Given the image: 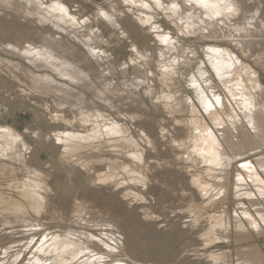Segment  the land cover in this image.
<instances>
[{
	"label": "bare ground",
	"instance_id": "6f19581e",
	"mask_svg": "<svg viewBox=\"0 0 264 264\" xmlns=\"http://www.w3.org/2000/svg\"><path fill=\"white\" fill-rule=\"evenodd\" d=\"M263 1L119 0L92 20L0 0V93L47 123L30 145L0 121V264H264ZM117 27L136 29L119 69L103 38ZM58 172L85 187L56 189ZM233 228L235 256L195 253Z\"/></svg>",
	"mask_w": 264,
	"mask_h": 264
},
{
	"label": "rangeland",
	"instance_id": "374dc122",
	"mask_svg": "<svg viewBox=\"0 0 264 264\" xmlns=\"http://www.w3.org/2000/svg\"><path fill=\"white\" fill-rule=\"evenodd\" d=\"M68 1H69V5L71 6V10L73 13H76L79 17L90 18L93 20V18L96 17L97 14L100 12L101 8H103L105 10H110V5L113 2H116L119 0H89V1H86V0H68ZM263 4H264V1H263ZM120 7L122 10H125V11H127V9H128V7L124 4L121 5ZM92 15H93V17H92ZM161 15L162 14H160V13L158 14L159 19H162L163 15L162 16ZM103 21H104V19L102 17V18L94 21V23L96 25H102ZM25 26L29 29H32V30H35L37 27V25L31 24V23H25ZM117 28L115 31V36L114 35L112 36L111 32L104 29L105 31H103V33H104L103 38H104L105 43H107V44H105V45H107L106 47L104 45V49H106V51H108V53H110V57L112 58L113 62L115 63L116 68L119 69L120 67L123 66L124 63H128V62L130 63L131 60L136 57V53L132 48L133 45L131 43V39L128 38V35H131V36L136 35L135 31H134L136 29L127 28L129 34H128V32L125 34H122L121 30H119L120 27L118 29ZM40 29H43V28L41 27ZM171 29H174V28L172 27ZM139 33H140V30H139ZM139 36L140 37H138L139 38L138 41H140L139 42L140 45L144 42H146V44H151L155 40V38L151 35H149L146 38L144 36V34L142 35V33H140ZM187 41L185 40V43L187 42L186 44L188 46H190L191 40H187ZM108 43H109V45H108ZM196 45L200 46L201 44L197 43ZM6 56H8L14 62H17L19 59L17 57L10 56L8 54H6ZM4 71H5V73H4ZM0 74L2 76V79L0 78L1 79L0 80V91H1V89H2L1 86L4 85V83L7 82V84H12V78H11L10 71L4 69L3 67L0 68ZM260 76H261L260 77L261 83L264 86V72L261 71ZM129 77L132 78V75ZM216 91L220 92L221 90L219 88H217ZM262 98L264 101V94L262 95ZM25 100H26V102L28 101V103H25V102L15 103L14 101H11L9 103V105L8 104L6 105L5 98L3 99L2 93H0V105L2 106V109L0 111V121L4 122L5 124L11 125L15 129H17L18 131L24 133L28 143L30 145H36L34 138H33L34 132L35 131L38 132V131H40V129H43L45 132H47L46 131L47 130L46 129L47 123H44L46 120L33 109L32 104H34V101H35L33 99V97H28V98L26 97ZM13 102H14V104H13ZM228 107L230 109L229 104H228ZM230 111L232 112V114H234L231 109H230ZM204 117H205L206 121H204L203 123L205 124L208 122L212 127H214L213 124L208 120L207 116L205 115ZM41 120H43V121H41ZM31 134H32V136H31ZM38 148L39 147H37V149ZM39 149H38V151H39ZM50 155H51L50 151H47V150L45 151V150L40 149V158L42 159L43 162H46V161L52 162V158H51L52 155L51 156ZM250 160H255V156L244 157L241 160L235 161V163L233 164L234 166H232V168H231L232 172H234L233 177H235L236 169L239 167V165L241 163H244V162L250 161ZM82 173L78 172L75 174L76 176L74 175V176L69 177L64 172H60V173L58 172V175L56 176V179L54 180L55 188L57 189V188L63 187L67 182H68L67 189H66L67 192H69L70 190H73L76 187H85L84 183H86V180H85L84 174H82ZM69 181H71V182H69ZM233 200H234V197H233V192H232L229 203H228V207H229L230 214L234 217V213L237 210V206H236L237 204ZM209 213L214 214L212 209L209 210ZM204 215H206V212H204ZM226 233H228L230 235V237L232 238L229 242L226 239L222 238L224 235H226ZM226 233H225V231L219 230V232L217 234H218V237L222 238V239H218V240H216V242L214 241L212 243L213 245L212 244L208 245L209 247L208 246L197 247L196 248L197 251H195V253H197L199 255H206L209 253H215L217 255H223V253L228 252L229 255L235 256V251L237 250V243L234 240L235 239L234 238V228H233V231H229ZM252 233H253V237L256 241L262 239V237H263V236L260 237L259 235L255 234L254 232H252ZM140 242H142V245L143 244L146 245V243H147L145 239L143 241H140ZM234 263L236 264V261Z\"/></svg>",
	"mask_w": 264,
	"mask_h": 264
}]
</instances>
